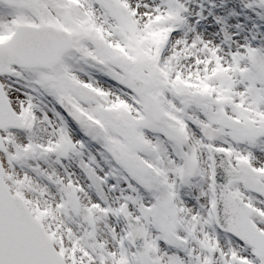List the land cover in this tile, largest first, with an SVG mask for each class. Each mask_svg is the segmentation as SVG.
<instances>
[{
  "label": "snow or ice",
  "instance_id": "snow-or-ice-1",
  "mask_svg": "<svg viewBox=\"0 0 264 264\" xmlns=\"http://www.w3.org/2000/svg\"><path fill=\"white\" fill-rule=\"evenodd\" d=\"M0 264H264V0H0Z\"/></svg>",
  "mask_w": 264,
  "mask_h": 264
}]
</instances>
